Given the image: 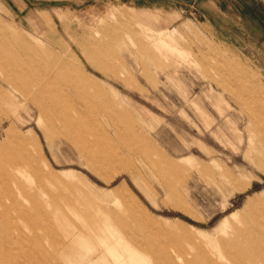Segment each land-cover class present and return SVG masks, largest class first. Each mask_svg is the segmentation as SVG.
<instances>
[{"label": "rangeland", "instance_id": "1", "mask_svg": "<svg viewBox=\"0 0 264 264\" xmlns=\"http://www.w3.org/2000/svg\"><path fill=\"white\" fill-rule=\"evenodd\" d=\"M215 5L0 0V264H241L189 247L264 203V12Z\"/></svg>", "mask_w": 264, "mask_h": 264}, {"label": "bare ground", "instance_id": "2", "mask_svg": "<svg viewBox=\"0 0 264 264\" xmlns=\"http://www.w3.org/2000/svg\"><path fill=\"white\" fill-rule=\"evenodd\" d=\"M1 42V40H0ZM28 48V47H27ZM21 49V48H20ZM30 50V49H29ZM9 51V50H8ZM66 52V51H65ZM11 55V54H10ZM50 56V55H49ZM29 57V56H28ZM27 58V57H26ZM34 58V57H32ZM91 61V60H90ZM6 62V61H5ZM33 63V62H32ZM28 64V62H27ZM5 66V65H4ZM3 68V67H2ZM39 69V68H38ZM43 69H41L42 71ZM104 71V70H102ZM30 81V80H29ZM21 85V84H20ZM19 85V86H20ZM17 86V85H16ZM30 90V89H29ZM53 104V103H52ZM59 104V103H58ZM50 105V104H49ZM44 107V106H43ZM57 113V112H56ZM58 114V113H57ZM67 114V113H66ZM59 115V114H58ZM64 116V115H63ZM63 120V119H62ZM83 136V135H82ZM71 139V138H70ZM5 150V149H4ZM38 167V166H37ZM235 181V180H234ZM242 182V181H241ZM248 183V182H246ZM246 183H242V184H237L238 186H240V188H243ZM236 184V183H235ZM237 186V188H238ZM176 193V192H175ZM256 199V198H255ZM254 199V200H255ZM253 207H257L258 209L255 211H252V208ZM260 219L263 220V222L260 221ZM255 222V225L253 226L252 224ZM245 223L247 224L249 230H250V237H247L244 232H243V226L242 224ZM246 227V226H245ZM258 228H261V232H259ZM189 232V231H188ZM187 231L184 230V234L185 235H189L190 237H193L191 234H189ZM226 234H233V239L236 240L237 245L239 244V240L242 238V240H244L246 242V240L248 241L247 244H242L240 243V245H238V249L235 250L236 253L233 255V254H225L224 257H226L230 262L234 261V259L236 260V258H240L242 261H241V264H255L256 263V260L254 257H249V252L248 250L249 249H252L254 251V256L256 255L257 256V253H260L263 251L261 249H258L256 248V245L255 243L256 242H259L261 240L264 239V203H259L258 201L256 202H252L249 207H248V210L246 211V213L243 214L242 218L235 222L232 218H227L224 220V222L222 223L221 225V230H220V235L218 236L217 239H214L212 237L208 238L207 240L205 241H196V239L193 237L191 239V241L189 243L191 248H194V247H198V246H202L204 248H208L210 249L211 248V253L213 254L215 251L212 250L215 246H216V243L219 242L221 239H223V237L226 235ZM229 239V237H228ZM228 242V241H227ZM242 242V241H241ZM187 244V243H186ZM189 245V244H188ZM233 245V244H232ZM183 247V246H181ZM237 248V247H236ZM264 249V248H263ZM182 250V249H181ZM209 251V250H207ZM229 252V251H228ZM233 252V250H232ZM248 252V253H247ZM195 253V252H194ZM221 254H224L223 252H220V251H217V253H214V254H217V255H220ZM39 254V253H38ZM248 254V255H247ZM259 254V255H260ZM168 255V254H167ZM191 255V254H190ZM205 253H201L199 254L198 256H196V259H197V262L198 263H201V260L204 259ZM258 255V256H259ZM216 256V255H215ZM222 256V255H221ZM186 257V256H185ZM166 258V257H165ZM168 258V257H167ZM180 258H181V255H180ZM163 259V258H162ZM207 259V258H206ZM210 259V258H209ZM215 259V258H214ZM224 261V260H222ZM172 262V261H170ZM203 262V261H202ZM161 263H162V260H161ZM188 263V261H187ZM264 264V261L262 262ZM213 264V263H211ZM220 264H223L221 261H220ZM226 264V262H225ZM231 264V263H230Z\"/></svg>", "mask_w": 264, "mask_h": 264}, {"label": "crops", "instance_id": "3", "mask_svg": "<svg viewBox=\"0 0 264 264\" xmlns=\"http://www.w3.org/2000/svg\"><path fill=\"white\" fill-rule=\"evenodd\" d=\"M126 1H129V2H138V1H143V2H151V1H155V0H126ZM206 1H208L209 3H213V5H214V7H216V5L215 4H218V7H220L221 6V3H222V1H227V0H206ZM229 1H232V0H229ZM233 1H240V2H242L243 0H233ZM246 1V0H245ZM250 2H251V5H252V7H254V8H256V10L258 11V12H260V11H263L264 12V10L263 9H260V8H258L259 7V5H258V1L257 0H250ZM203 8L204 9H206V5L205 4H203ZM261 13V12H260ZM263 14V13H262ZM104 151V153H106V151H109L108 149H106V150H103ZM112 151V147H110V152ZM115 159H118V158H116L115 157ZM120 159V158H119ZM229 175V174H228ZM232 179H234V178H231L230 177V179H227V180H232Z\"/></svg>", "mask_w": 264, "mask_h": 264}]
</instances>
